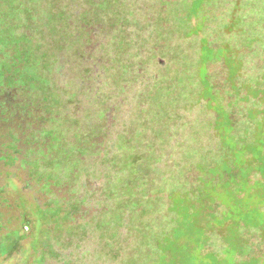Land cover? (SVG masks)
Returning a JSON list of instances; mask_svg holds the SVG:
<instances>
[{"label":"rangeland","instance_id":"374dc122","mask_svg":"<svg viewBox=\"0 0 264 264\" xmlns=\"http://www.w3.org/2000/svg\"><path fill=\"white\" fill-rule=\"evenodd\" d=\"M4 93L0 264H264V0H0Z\"/></svg>","mask_w":264,"mask_h":264},{"label":"trees","instance_id":"16d2710c","mask_svg":"<svg viewBox=\"0 0 264 264\" xmlns=\"http://www.w3.org/2000/svg\"><path fill=\"white\" fill-rule=\"evenodd\" d=\"M109 38L108 39H104V41H102V43H100V41L98 42V39L97 38H91L90 41H84V43H82V46L80 48V50L84 51L87 55H90V56H97V60H85V59H80L79 60V63H76L74 65V67H76V71H77V76L79 78V72L83 73L84 75L81 76L82 80L85 79V77H88L90 79H95L98 81L99 83V86L102 85V87L104 86V82L106 83L108 77H109V74H106L104 71H101L99 67H101L103 64H104V61H103V58H105L106 56L108 55H111V56H114L115 53H116V50L114 49L113 50V53H110V50L107 48L109 46ZM92 44H94V48L91 50V49H88L87 47H90ZM132 45H130L129 47H131ZM100 47V49H99ZM126 47V46H125ZM102 48V49H101ZM132 51V50H130ZM97 61V66H95L94 62ZM100 65V66H99ZM133 72V71H132ZM130 75L127 74V77L125 76L123 78V82L126 81V79H128ZM136 76V75H134ZM100 77H103L101 79V81L99 82V78ZM76 81H80L81 80H77ZM81 83H84V81H82ZM135 98V97H134ZM134 98L132 97L131 98V95L129 94V96L127 97V99H121V101L124 104V109H121L122 110V113L123 115L127 114L128 113V107L131 106L133 104V100ZM2 103V105L4 106L5 108V112H10L12 111L14 108H13V104L12 102L10 101V96L8 93H4L3 95H0V104ZM121 108V106H120ZM113 117H114V120H115V115L112 114ZM126 119V118H125ZM117 121V120H115ZM121 124L119 121L117 123V126ZM205 131H208V130H205ZM209 132V131H208ZM6 143V142H4ZM186 145H190V143H187L185 144L184 147L178 149L177 151V154H176V157L177 158H180V162H183L184 161L186 162L187 160H193V159H197V161L195 163L192 164V167L193 169H198V171H200V169H207L211 166L214 165V162H215V159L211 156H207L206 157H198L197 155H195L190 148H186ZM183 150H186V154H185V157H182L181 153L183 152ZM177 158H169V159H172V161L175 160V162H172V164H175L179 159ZM168 159V160H169ZM194 162V161H193ZM185 166V164H184ZM175 172L173 173L172 171V174L175 175ZM170 174V180L168 183H166V188L168 187V189L172 188V186H174L175 184V181L174 180H177L176 177L174 175ZM90 177H94V175H91L90 174ZM89 178V177H88ZM191 176L190 175H186L185 176V179H186V188L185 189H181V193H182V196H178L177 199H183V198H186L187 200H195V199H200V196H201V193L204 192V189L203 188H206L204 187L202 184H199V185H196L194 184L193 182H191L192 180H190ZM101 188V187H100ZM90 189V188H88ZM92 191L95 193L96 191H94L92 189ZM176 191V190H175ZM174 191V192H175ZM104 192H106L107 195H112L113 194V191L112 189H110L109 187H105L104 191L101 193V195L103 194L102 197H99V199L103 200L104 198ZM177 193V192H175ZM209 194H207V197H208ZM176 197V195H175ZM213 198V197H212ZM105 199V198H104ZM215 200V199H214ZM176 208V207H175ZM157 212V211H156ZM158 235V234H157ZM155 246V242H153ZM84 252H83V256L84 258H87L86 260L89 262H91L92 264H112L110 263V256L108 255H98L96 253H94V249H93V246L91 245V247H85L84 248ZM121 259L119 260V262H117V264H132L133 261L131 258V255H128V254H123L121 255Z\"/></svg>","mask_w":264,"mask_h":264}]
</instances>
